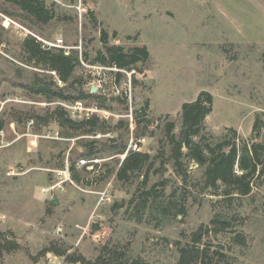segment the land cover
<instances>
[{"label": "rangeland", "instance_id": "374dc122", "mask_svg": "<svg viewBox=\"0 0 264 264\" xmlns=\"http://www.w3.org/2000/svg\"><path fill=\"white\" fill-rule=\"evenodd\" d=\"M44 1L53 14L46 24L0 0V243L4 238L18 246L1 249L0 264H81L67 261V255L92 262L108 257L115 264H177L179 250L194 243L199 228L202 237L194 244L213 255L210 264H264L261 165L248 194L226 195L220 183L205 188L202 167L187 157L186 179L176 173L164 132L173 121L179 134L182 104L206 90L213 97L203 122L210 141L225 136L239 148L264 142V0ZM102 31L108 44L145 46L149 52L146 61L121 72V82L133 72L131 104L97 89L89 65L101 64L96 57L105 45ZM27 36L42 43L62 39L69 51H77L74 78L84 91L94 85L93 93L104 96L77 99L96 111L84 110L83 118L73 120L95 115L94 130L61 127L52 111L58 105L65 109L60 102L66 100L31 91L34 73L42 76L45 70L27 62L22 49ZM137 140L138 151L163 154L154 162V169L163 163L160 172L152 169L144 186L146 166L126 182L116 177L128 151H137L132 149ZM236 170L242 172L237 165ZM161 181L160 207L138 221L128 200L137 187ZM45 248L54 251L41 254ZM48 252L57 255L55 263Z\"/></svg>", "mask_w": 264, "mask_h": 264}, {"label": "trees", "instance_id": "16d2710c", "mask_svg": "<svg viewBox=\"0 0 264 264\" xmlns=\"http://www.w3.org/2000/svg\"><path fill=\"white\" fill-rule=\"evenodd\" d=\"M14 5L20 8L27 16L32 17L35 22L46 24L52 18L53 14L46 6L44 0H10ZM100 40L105 44L103 51H99L96 60L103 65H116L118 68L129 70L137 62H144L149 57V52L145 46H133L125 49L121 45L108 44V35L105 31L100 34ZM42 42L33 36L25 37L22 43V49L27 55V62H33L34 66L44 69L42 76L34 73L31 79V91L34 94H40L47 99H62L66 101H75L77 99L99 98L104 95L96 94L82 89L80 80L75 79L74 70L80 62L77 51H69L65 53L60 47H44ZM87 58L86 54H84ZM47 71H54L56 76ZM121 76V74H118ZM58 80L64 85L59 87ZM77 84V85H76ZM103 98V97H102ZM213 97L209 91L202 90L197 97L188 102H184L181 106V129L179 134L174 133L175 124L168 121L165 126V136L170 145V159L176 173L186 179L187 173L184 167L183 158L196 162L202 167V180L205 188L216 189L218 183L224 185V194L232 196L235 192L240 194H248L251 191V183L261 165L260 173L264 171V142H252L250 145L243 144L239 148L236 139L231 140L228 137L213 142L208 138L210 135L204 133V119L207 114L212 111ZM53 116L57 119L59 125L70 130H83V132H91L98 125L99 118L92 116L82 120H73L67 111L61 106H56L52 111ZM104 123V122H103ZM260 120L256 119L253 129L258 128ZM104 126L100 125L99 128ZM2 125L0 124V129ZM208 136V137H207ZM186 147L187 151H183ZM125 151L122 146L119 153ZM163 157L160 155H150L142 151H128L122 160L120 167L116 172L117 180L126 182L129 175L138 172L142 167L146 166L145 178L141 181V185L147 184L152 174L159 173L162 162L158 169H154L156 158ZM236 165L242 171L238 173ZM72 176L79 181L78 175L75 173L74 166L70 167ZM258 177V176H257ZM184 179V180H185ZM165 186L163 181L153 184L148 189H137L128 200V209L133 208L137 214L136 219L141 221L144 213L156 210L160 207V203L156 201L160 192L156 190V186ZM144 188V187H143ZM154 193V194H153ZM167 211V207L164 208ZM183 211V208L179 210ZM211 222H217L213 219ZM223 227H228L227 221L221 222ZM193 242L200 241L202 237L201 228L193 234ZM182 247L179 250V259L177 264H194L199 261L200 264H210L213 255L208 252L207 248H200L195 244ZM17 244L10 240L2 239L0 243L1 249L7 252L17 248ZM54 249L45 248L41 254ZM58 252V251H55ZM214 255H219L214 251ZM67 261L80 262L81 264H115L111 258H103L99 256L95 261H89L82 255H67ZM118 264H122L121 262ZM136 264V262L132 263Z\"/></svg>", "mask_w": 264, "mask_h": 264}, {"label": "built area", "instance_id": "2783aa9c", "mask_svg": "<svg viewBox=\"0 0 264 264\" xmlns=\"http://www.w3.org/2000/svg\"><path fill=\"white\" fill-rule=\"evenodd\" d=\"M42 46H53V47H60L63 48L65 53L69 52V47L64 46L62 44V39H57L55 43H51L48 41H44ZM92 68V73L95 74L97 76L96 81L98 83V88L97 89H101L103 90V92H108L110 91V93L115 96V97H119L123 100H125L128 104L132 103V84H131V74L133 73H127L129 75V78L124 79L123 82H121V76H119L118 74H121V72H124L125 69L122 68H118L116 67V65H103V64H91L89 65ZM110 74H107L109 73ZM52 74H55L54 71H51ZM60 85L64 84L61 80L57 81ZM121 82V83H120ZM108 85L109 89L106 87H103ZM60 104L62 106L65 107V110L68 112L69 116L73 119V118H83L82 117V111H86L88 114V112H94L96 111L95 108H89V107H83L80 105L79 101L75 100V101H64V102H60ZM89 116L86 115V117L84 118H88ZM141 142V140H137L135 143H133L132 149L133 150H140V145L139 143ZM86 160L82 159L81 163H85ZM47 258L49 260V262L51 263H55L57 260V255L54 254L53 257L51 253H47Z\"/></svg>", "mask_w": 264, "mask_h": 264}, {"label": "water", "instance_id": "95a60500", "mask_svg": "<svg viewBox=\"0 0 264 264\" xmlns=\"http://www.w3.org/2000/svg\"><path fill=\"white\" fill-rule=\"evenodd\" d=\"M94 91H96V87H95L94 85H92V86H91V92H94ZM52 203H53V204H56V203H57V199L54 198Z\"/></svg>", "mask_w": 264, "mask_h": 264}]
</instances>
